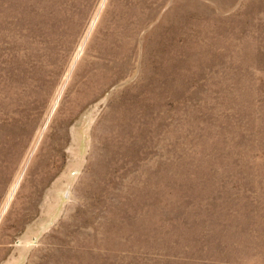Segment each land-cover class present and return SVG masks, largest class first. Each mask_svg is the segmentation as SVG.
I'll return each mask as SVG.
<instances>
[{"label": "rangeland", "instance_id": "obj_1", "mask_svg": "<svg viewBox=\"0 0 264 264\" xmlns=\"http://www.w3.org/2000/svg\"><path fill=\"white\" fill-rule=\"evenodd\" d=\"M0 264H264V0H0Z\"/></svg>", "mask_w": 264, "mask_h": 264}]
</instances>
